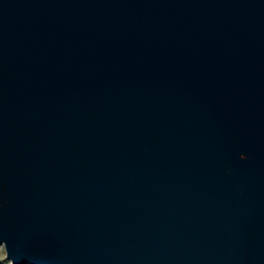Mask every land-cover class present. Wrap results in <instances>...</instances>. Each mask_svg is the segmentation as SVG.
<instances>
[{
	"label": "water",
	"instance_id": "obj_1",
	"mask_svg": "<svg viewBox=\"0 0 264 264\" xmlns=\"http://www.w3.org/2000/svg\"><path fill=\"white\" fill-rule=\"evenodd\" d=\"M0 244L264 264V0H0Z\"/></svg>",
	"mask_w": 264,
	"mask_h": 264
},
{
	"label": "rangeland",
	"instance_id": "obj_2",
	"mask_svg": "<svg viewBox=\"0 0 264 264\" xmlns=\"http://www.w3.org/2000/svg\"><path fill=\"white\" fill-rule=\"evenodd\" d=\"M0 264H14L12 259L8 257L7 250L4 244H0Z\"/></svg>",
	"mask_w": 264,
	"mask_h": 264
}]
</instances>
